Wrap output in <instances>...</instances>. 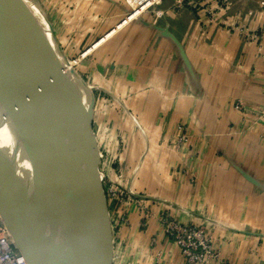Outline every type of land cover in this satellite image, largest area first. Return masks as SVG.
Returning a JSON list of instances; mask_svg holds the SVG:
<instances>
[{
  "label": "crops",
  "instance_id": "obj_1",
  "mask_svg": "<svg viewBox=\"0 0 264 264\" xmlns=\"http://www.w3.org/2000/svg\"><path fill=\"white\" fill-rule=\"evenodd\" d=\"M67 2L80 27L63 34L81 42L80 69L99 90L100 151H119L126 193L138 197L110 202L114 264H185L161 220L169 212L208 220L222 261L264 264V0H203L176 13L164 0L159 18L126 23V0ZM179 122L191 141L175 147Z\"/></svg>",
  "mask_w": 264,
  "mask_h": 264
},
{
  "label": "bare ground",
  "instance_id": "obj_2",
  "mask_svg": "<svg viewBox=\"0 0 264 264\" xmlns=\"http://www.w3.org/2000/svg\"><path fill=\"white\" fill-rule=\"evenodd\" d=\"M15 2L31 45L25 93L17 113L18 124L35 132L37 127L41 145L35 146L38 156L53 182L65 222L72 229V233H68V264H107L109 240L112 239L108 205L99 189L92 191L88 187L87 160L91 153L85 124L91 95L74 64L71 60L67 63L59 52L42 11L34 8L29 0ZM61 95L68 101H63ZM45 124L57 144L50 148ZM61 163H65L67 171L63 172ZM87 213L91 214V221L87 220ZM96 227L95 252L91 241ZM52 246L56 254V247Z\"/></svg>",
  "mask_w": 264,
  "mask_h": 264
},
{
  "label": "water",
  "instance_id": "obj_3",
  "mask_svg": "<svg viewBox=\"0 0 264 264\" xmlns=\"http://www.w3.org/2000/svg\"><path fill=\"white\" fill-rule=\"evenodd\" d=\"M50 28L59 52L69 63L70 59L57 40L51 25ZM30 60L31 45L23 16L15 0H0V216L9 229L15 246L29 264H67L57 239L55 254L51 241L17 180L16 160L19 148L17 113L25 93ZM77 74L91 95L88 106L89 116L85 124L88 148L91 153L87 160L88 187L92 191L99 189L106 198L99 166L101 151L92 126L95 106L93 88L85 82L78 71ZM60 97L63 101H68L63 95ZM87 216V220L91 221V214L87 213ZM57 220L64 225L69 234L72 233L71 227L63 218L58 217ZM96 230L97 227L93 230V241H91L95 252L98 242ZM113 249L112 236L109 240L107 264H112Z\"/></svg>",
  "mask_w": 264,
  "mask_h": 264
},
{
  "label": "rangeland",
  "instance_id": "obj_4",
  "mask_svg": "<svg viewBox=\"0 0 264 264\" xmlns=\"http://www.w3.org/2000/svg\"><path fill=\"white\" fill-rule=\"evenodd\" d=\"M67 1L69 0H29V3L34 8L36 7L37 9H40L42 11L45 18L52 26L53 32L57 40L63 47L68 58L74 64L78 73L82 74L80 75L83 77L85 82L89 84L86 79V74H84L83 71H81L80 69V64H81L80 62L85 58V56L82 55L81 42L79 40L74 41L73 37H71L70 34L68 36L67 34H63V31L66 30V25H69L68 26L69 31L75 29L78 30L80 27V24L78 23L68 22L69 18L71 19L74 18V15L72 9L69 11L68 9L69 4ZM170 1L171 4L168 8L171 7L172 13H176L183 6L184 7L189 6L197 9L199 7L198 2L201 3V1L203 0H170ZM217 1L222 6V8H225L230 3V0H216V2ZM162 3H164V0H162L160 4L145 10L136 19L147 17L148 18L147 20L150 21L149 18L152 17L159 18V16L165 14V11L159 7V5H161ZM262 7H264V3H262ZM130 10H131V6L128 4V9L124 17L122 18L123 20L127 17ZM251 10L253 11H250L248 13L252 15L255 13L254 12L255 9H251ZM67 12L70 13L71 15L70 16L66 15ZM86 40L87 39H83L82 43L85 44ZM100 41L101 40H99L96 44H98ZM93 93L95 97V106H94V119L92 122V126L96 135L97 132L100 133L101 135L104 128H101V126H96V119H95V109L98 108L99 106L96 103V96H98L99 94L98 88L93 87ZM100 97L101 96H99L98 99ZM179 124H181V122H179ZM44 131L48 139V147L50 148L57 145L53 139L49 127L46 124L44 126ZM36 145L41 146L37 136V127L35 132L28 128H23L19 126V148H18L17 160H16L17 180L19 182V186L21 190L23 191L27 201L31 205V208L35 212L36 217L41 223L51 243L55 245V247H56V239L60 243L63 254L67 259V264H68L69 255H70L68 232L64 227V225L59 220H57L58 217H61L65 221L63 209L60 205L58 196L54 190L53 182L48 176L47 171L45 170L44 165L42 164V161L38 156V150L35 147ZM42 145H44V143H42ZM118 156H119V151H108L105 148L104 150L101 151V160L99 164L100 171L102 173L103 189L106 195V200L110 214L113 245H114L113 257L115 255V250H116L115 242H116L117 229H116L114 213L111 209L110 202L114 197H116V195H120L122 193V195L124 196L120 197L121 204L124 203V205H126L127 200H124V198L127 197L126 192L128 190L124 184L125 180L121 179L123 178L124 170L122 169L120 162L117 159ZM61 165L63 172L67 171L65 163H61ZM118 179L124 181L123 184H119ZM124 205L122 207L123 213L121 215L125 214L124 217L127 219L129 217L128 214H129L130 206L128 205L124 206ZM112 264H114V260L112 261Z\"/></svg>",
  "mask_w": 264,
  "mask_h": 264
},
{
  "label": "built area",
  "instance_id": "obj_5",
  "mask_svg": "<svg viewBox=\"0 0 264 264\" xmlns=\"http://www.w3.org/2000/svg\"><path fill=\"white\" fill-rule=\"evenodd\" d=\"M162 0H127L131 6V10L127 17L122 21L126 23L139 17L145 10L150 9L161 3ZM239 30L251 40H258L259 32L250 29L246 24L238 26ZM235 106L244 115L248 114L249 108L242 101L235 103ZM263 115V113H261ZM177 134L172 140V145L180 147L189 144L191 135L187 126L183 123L178 125ZM194 179V177H192ZM129 193V192H128ZM128 193H126L128 195ZM126 195V196H127ZM130 203L136 202L138 197L133 193H129ZM124 202V200H123ZM127 203H129L127 201ZM126 203V204H127ZM124 204V203H123ZM173 213V212H172ZM162 215L161 220L164 228L176 245L180 248L185 264H233L221 260L219 249L215 243L210 230V222H182L175 214ZM125 214L119 218L122 223H127L128 218ZM0 264H29L25 256L15 246L14 240L3 219L0 216Z\"/></svg>",
  "mask_w": 264,
  "mask_h": 264
}]
</instances>
